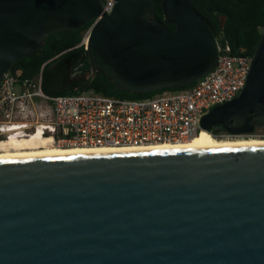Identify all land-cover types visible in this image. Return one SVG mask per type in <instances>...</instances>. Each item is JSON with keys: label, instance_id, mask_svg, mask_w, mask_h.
I'll return each instance as SVG.
<instances>
[{"label": "water", "instance_id": "water-1", "mask_svg": "<svg viewBox=\"0 0 264 264\" xmlns=\"http://www.w3.org/2000/svg\"><path fill=\"white\" fill-rule=\"evenodd\" d=\"M162 8L165 21L154 0L109 14L103 0H0V82L51 33L92 21L89 61L118 88L188 86L215 68L217 38L193 0ZM258 123L264 29L244 89L202 118L233 136ZM0 264H264V145L0 159Z\"/></svg>", "mask_w": 264, "mask_h": 264}, {"label": "built area", "instance_id": "built-area-1", "mask_svg": "<svg viewBox=\"0 0 264 264\" xmlns=\"http://www.w3.org/2000/svg\"><path fill=\"white\" fill-rule=\"evenodd\" d=\"M115 3L103 0L102 13H111ZM91 30L92 26L80 42L86 50ZM217 43L219 57L211 72L187 87L165 88L145 98L95 91L51 96L43 87V66L34 77L10 68L0 82V133L29 138L39 133L59 147H129L188 140L202 132V118L213 107L241 93L251 69L253 55L245 49L233 53L228 40L217 39ZM214 131L218 138L228 136Z\"/></svg>", "mask_w": 264, "mask_h": 264}, {"label": "trees", "instance_id": "trees-1", "mask_svg": "<svg viewBox=\"0 0 264 264\" xmlns=\"http://www.w3.org/2000/svg\"><path fill=\"white\" fill-rule=\"evenodd\" d=\"M154 2L155 18L165 21L162 0ZM193 4L216 38L230 42L233 53L245 49L253 55L264 29V0H193ZM92 23L76 30L51 33L33 56L20 58L11 69H22L25 77H34L43 66V87L51 96L95 91L121 98H145L161 91L134 93L122 90L102 72L93 71L87 50L80 45L84 32ZM167 25L175 29L174 24ZM183 87L187 86L177 88ZM257 127L263 128L261 123Z\"/></svg>", "mask_w": 264, "mask_h": 264}, {"label": "bare ground", "instance_id": "bare-ground-1", "mask_svg": "<svg viewBox=\"0 0 264 264\" xmlns=\"http://www.w3.org/2000/svg\"><path fill=\"white\" fill-rule=\"evenodd\" d=\"M51 140L38 133L33 138H23L13 134L0 140V159L42 157L76 153L124 152L144 150L206 149L223 147L262 146L264 137H244L219 139L205 129L188 140L175 143H159L146 146L112 147V146H72L52 145Z\"/></svg>", "mask_w": 264, "mask_h": 264}, {"label": "flooded vegetation", "instance_id": "flooded-vegetation-1", "mask_svg": "<svg viewBox=\"0 0 264 264\" xmlns=\"http://www.w3.org/2000/svg\"><path fill=\"white\" fill-rule=\"evenodd\" d=\"M154 18H155V16H154ZM258 128V127H257ZM261 129H263V128H261ZM215 130V129H214ZM257 130V129H256ZM263 132H264V129L262 130ZM11 133H15V132H6V133H0V140H5V139H7V138H9V135L11 134ZM217 133H219V134H226V135H228V136H233V135H230V133L228 132V131H226V130H220L219 132H217ZM17 135H19V136H21V137H23V138H29L28 136H26V135H21V134H17Z\"/></svg>", "mask_w": 264, "mask_h": 264}, {"label": "rangeland", "instance_id": "rangeland-1", "mask_svg": "<svg viewBox=\"0 0 264 264\" xmlns=\"http://www.w3.org/2000/svg\"><path fill=\"white\" fill-rule=\"evenodd\" d=\"M262 130L263 129H261V128H257V130L250 136H245V135L244 136H225V137H219V139L244 138V137H264V132Z\"/></svg>", "mask_w": 264, "mask_h": 264}]
</instances>
